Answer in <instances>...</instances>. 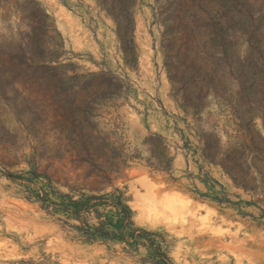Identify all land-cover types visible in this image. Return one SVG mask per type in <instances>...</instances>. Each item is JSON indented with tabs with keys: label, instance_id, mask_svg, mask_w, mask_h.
<instances>
[{
	"label": "rangeland",
	"instance_id": "374dc122",
	"mask_svg": "<svg viewBox=\"0 0 264 264\" xmlns=\"http://www.w3.org/2000/svg\"><path fill=\"white\" fill-rule=\"evenodd\" d=\"M0 92V168L124 191L175 264H264V0H0ZM73 236L0 177V264H151Z\"/></svg>",
	"mask_w": 264,
	"mask_h": 264
},
{
	"label": "trees",
	"instance_id": "16d2710c",
	"mask_svg": "<svg viewBox=\"0 0 264 264\" xmlns=\"http://www.w3.org/2000/svg\"><path fill=\"white\" fill-rule=\"evenodd\" d=\"M42 64L39 66H43ZM20 74L22 72L18 70L17 76L20 78L10 76L13 85H21L25 80L32 79L23 76V80ZM38 79L42 83L48 80L45 77ZM61 82L58 80V83ZM7 95L8 92H0L4 101H8ZM51 99L63 112V121L68 122L65 119V108L68 106H65L64 95L55 92L51 94ZM6 107L11 111L15 110L11 104H6ZM70 113L72 114L71 109ZM0 177L16 184L24 200L37 204L41 211L63 228L73 230V238L84 244H118L134 251L144 248L145 261L151 264H175L169 257L165 242L158 239L160 235L135 225V213L129 206L124 191L118 188L110 192H86L73 188L62 192L32 165L27 171L20 172H9L0 168Z\"/></svg>",
	"mask_w": 264,
	"mask_h": 264
},
{
	"label": "bare ground",
	"instance_id": "6f19581e",
	"mask_svg": "<svg viewBox=\"0 0 264 264\" xmlns=\"http://www.w3.org/2000/svg\"><path fill=\"white\" fill-rule=\"evenodd\" d=\"M172 195V194H171ZM170 201V200H169ZM138 209V208H137ZM150 209V208H149ZM140 210V209H139ZM149 212V211H148ZM174 212H175V209H174ZM151 213V212H150ZM157 213V212H156ZM161 213V212H160ZM174 214V213H173ZM158 214H156V216H157ZM162 217V216H161Z\"/></svg>",
	"mask_w": 264,
	"mask_h": 264
}]
</instances>
